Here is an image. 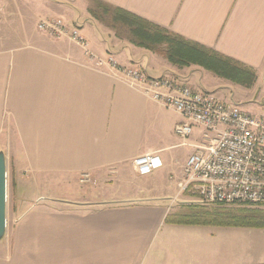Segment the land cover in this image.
I'll list each match as a JSON object with an SVG mask.
<instances>
[{
    "label": "crops",
    "instance_id": "1",
    "mask_svg": "<svg viewBox=\"0 0 264 264\" xmlns=\"http://www.w3.org/2000/svg\"><path fill=\"white\" fill-rule=\"evenodd\" d=\"M95 1L253 69L255 84L135 46L91 14L94 0H0V147L20 213L0 238V264H264V229L165 223L181 213L172 199L200 130L181 141V116L86 54L261 114L264 0ZM53 19L79 28L86 50L37 29ZM147 154L162 167L141 178L132 161ZM83 173L94 184H81Z\"/></svg>",
    "mask_w": 264,
    "mask_h": 264
},
{
    "label": "built area",
    "instance_id": "2",
    "mask_svg": "<svg viewBox=\"0 0 264 264\" xmlns=\"http://www.w3.org/2000/svg\"><path fill=\"white\" fill-rule=\"evenodd\" d=\"M37 29L87 48L79 28H69L61 19L40 21ZM86 54L96 68L108 67L147 99L181 116L183 121L173 128L181 141H187L194 129L200 130L202 142L185 163L173 202L197 207L264 208V112H246L213 93L195 90L182 79L150 78L138 67L119 66L111 56L101 59ZM132 167L144 178L162 163L159 157L147 154L135 158ZM79 182L94 184L88 173L81 174Z\"/></svg>",
    "mask_w": 264,
    "mask_h": 264
},
{
    "label": "trees",
    "instance_id": "3",
    "mask_svg": "<svg viewBox=\"0 0 264 264\" xmlns=\"http://www.w3.org/2000/svg\"><path fill=\"white\" fill-rule=\"evenodd\" d=\"M94 3L96 8L99 7L105 16L109 15L110 23L108 26L116 30V33L117 28L126 30L128 32L127 39L132 44L163 56L172 65L181 68L195 65L221 79L245 88H250L255 84L256 74L253 69L122 10L105 6L95 0ZM91 14L102 20L96 11H91ZM165 222L169 224L264 229V210L205 212L195 211V208H187L185 213L168 215Z\"/></svg>",
    "mask_w": 264,
    "mask_h": 264
},
{
    "label": "rangeland",
    "instance_id": "4",
    "mask_svg": "<svg viewBox=\"0 0 264 264\" xmlns=\"http://www.w3.org/2000/svg\"><path fill=\"white\" fill-rule=\"evenodd\" d=\"M101 9L99 7L96 8V13L99 14L101 16V18H103V15H105L104 13H102L100 11ZM105 21L104 24L109 25L110 23V18L109 15L104 16L103 18ZM117 33L119 34V36H121L122 38H127L128 36V32L124 29L121 28H117ZM225 80V79H223ZM228 81V80H226ZM230 83L237 85L231 81H229ZM240 86V85H238ZM254 86V85H253ZM252 86V87H253ZM242 87V86H240ZM252 87L250 88H245V89H253ZM252 93H254V91L252 90ZM262 98L261 96H257L256 100H251L253 105H258L260 107L263 106V101L260 99ZM260 100V101H259ZM229 103H232L229 101ZM233 104V103H232ZM239 106V105H238ZM241 108V107H240ZM0 153L1 152V147H0ZM3 154V153H2ZM4 156V155H3ZM5 159V157H4ZM5 167H6V161H5ZM7 170V169H6ZM16 199L12 194V189L10 187V183H9V177L7 176V198H6V209H5V217H6V225L7 226H11L13 224V222L17 219V217L19 216V212L17 211V207H16ZM43 199H37L36 201H34L32 203V207L36 206V205H41L43 204ZM179 203L174 202L172 204V207H175V211H178L179 209H181V213H185L187 208H195V211H205V212H212V211H232V212H236V211H241V210H247V209H262L264 210L263 207H255V206H206V207H190L188 205H178ZM55 208V210H57L58 208H56V206H53ZM174 215V214H171ZM166 219V218H165ZM171 219V218H170ZM167 223V222H165Z\"/></svg>",
    "mask_w": 264,
    "mask_h": 264
},
{
    "label": "water",
    "instance_id": "5",
    "mask_svg": "<svg viewBox=\"0 0 264 264\" xmlns=\"http://www.w3.org/2000/svg\"><path fill=\"white\" fill-rule=\"evenodd\" d=\"M6 198H7V173L5 159L0 153V238L4 235L6 228Z\"/></svg>",
    "mask_w": 264,
    "mask_h": 264
}]
</instances>
